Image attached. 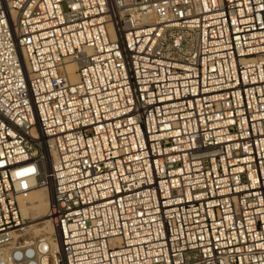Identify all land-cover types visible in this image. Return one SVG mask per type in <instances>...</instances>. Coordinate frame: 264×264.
Here are the masks:
<instances>
[{
  "label": "built area",
  "instance_id": "2783aa9c",
  "mask_svg": "<svg viewBox=\"0 0 264 264\" xmlns=\"http://www.w3.org/2000/svg\"><path fill=\"white\" fill-rule=\"evenodd\" d=\"M0 264H264V0H0Z\"/></svg>",
  "mask_w": 264,
  "mask_h": 264
},
{
  "label": "bare ground",
  "instance_id": "6f19581e",
  "mask_svg": "<svg viewBox=\"0 0 264 264\" xmlns=\"http://www.w3.org/2000/svg\"><path fill=\"white\" fill-rule=\"evenodd\" d=\"M72 69V68H71ZM73 81L77 80L73 69L70 71ZM29 189L22 192L18 197V203L21 210L22 218L27 221V228L31 238L38 237L40 235L48 236L52 235L53 230L46 221L49 205L52 199L51 191L47 188L40 187L33 181H30ZM28 220L30 222H40L35 226H28ZM56 249V247H53Z\"/></svg>",
  "mask_w": 264,
  "mask_h": 264
},
{
  "label": "rangeland",
  "instance_id": "374dc122",
  "mask_svg": "<svg viewBox=\"0 0 264 264\" xmlns=\"http://www.w3.org/2000/svg\"><path fill=\"white\" fill-rule=\"evenodd\" d=\"M45 221V220H43ZM43 221H38V222H30V220H28V226H35L37 224H40V222H43ZM32 237V236H31Z\"/></svg>",
  "mask_w": 264,
  "mask_h": 264
}]
</instances>
